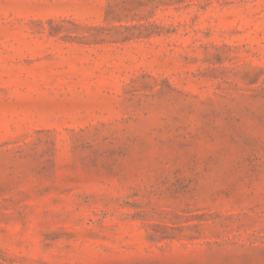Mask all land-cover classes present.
Returning a JSON list of instances; mask_svg holds the SVG:
<instances>
[{"label":"rangeland","instance_id":"374dc122","mask_svg":"<svg viewBox=\"0 0 264 264\" xmlns=\"http://www.w3.org/2000/svg\"><path fill=\"white\" fill-rule=\"evenodd\" d=\"M0 264H264V0H0Z\"/></svg>","mask_w":264,"mask_h":264}]
</instances>
